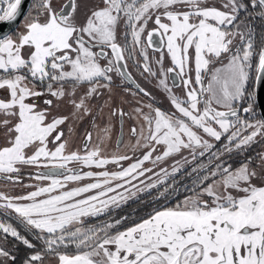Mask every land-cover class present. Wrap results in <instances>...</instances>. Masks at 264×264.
<instances>
[{
    "label": "snow or ice",
    "instance_id": "snow-or-ice-1",
    "mask_svg": "<svg viewBox=\"0 0 264 264\" xmlns=\"http://www.w3.org/2000/svg\"><path fill=\"white\" fill-rule=\"evenodd\" d=\"M21 3L0 0V22ZM256 17L264 0H34L23 31L0 37V186L31 189L0 191V264H16V242L33 250L23 264H264ZM126 116L127 151L108 152ZM86 120L96 135L73 150ZM145 201L146 215L123 212Z\"/></svg>",
    "mask_w": 264,
    "mask_h": 264
},
{
    "label": "rangeland",
    "instance_id": "rangeland-1",
    "mask_svg": "<svg viewBox=\"0 0 264 264\" xmlns=\"http://www.w3.org/2000/svg\"><path fill=\"white\" fill-rule=\"evenodd\" d=\"M34 3V1H33ZM33 3L31 5V9L29 10L32 11V7H33ZM28 12V13H29ZM27 13V14H28ZM27 16V15H26ZM25 19V18H24ZM24 19L23 21L21 22V24L19 25V27L17 28L16 30V34L18 32H21L23 31V24H24ZM254 27H255V32H256V38H257V41H259V38H260V35L262 32H264V22H262L259 17H256L254 19ZM263 25V26H262ZM150 27H154L153 25H149ZM150 29V28H149ZM13 35V34H12ZM149 53H151V49H149ZM158 55V54H157ZM167 61H165L166 63ZM167 64V63H166ZM139 74V72H138ZM140 76V74H139ZM142 78V76H141ZM169 84L171 85V82L169 81ZM143 85L145 86V88L149 89L153 95L156 97V102H161L163 104H166L168 103L164 93L158 89H156L155 87H153L152 84H149L148 82H146V80L144 79L143 80ZM179 92V91H178ZM120 95V94H119ZM115 97V96H114ZM103 99V98H102ZM147 99V98H145ZM159 102V103H160ZM130 106L127 104V109H129ZM60 113L62 114H66L65 110L63 108L59 109L58 110ZM105 112L107 113V109L105 110ZM105 121H107V116H105ZM105 121L103 123H105ZM88 124L89 122L86 120L84 122H81L77 125L76 129H75V133L73 134L72 138H71V141H70V146L73 150L79 148L82 146V137L84 135V132L87 130V131H91L93 132V135L95 137L96 135V131L94 130L93 127H88ZM65 131H67V129H65ZM116 129L114 127H112L111 125V133H110V139L108 140L107 142V145H106V148H107V151L108 152H113V151H127V145L129 143V136H128V130L126 129L125 130V140L123 143L120 144V146H116V133H115ZM78 133V135H77ZM78 136V139L75 137V136ZM260 151H264V146L260 149ZM108 167H114L112 165H109ZM87 170V169H86ZM24 183L25 184H37V183H41L39 181H35L31 178H29V176L27 175V173L25 174L24 176ZM43 183H47L46 181L43 182ZM31 189L29 188H24V189H21L19 187H15V188H6V187H3V186H0V191H6V192H9L11 194H20L21 192H27V191H30Z\"/></svg>",
    "mask_w": 264,
    "mask_h": 264
},
{
    "label": "flooded vegetation",
    "instance_id": "flooded-vegetation-1",
    "mask_svg": "<svg viewBox=\"0 0 264 264\" xmlns=\"http://www.w3.org/2000/svg\"><path fill=\"white\" fill-rule=\"evenodd\" d=\"M149 28H152V27H150V26H148ZM167 63V62H166ZM131 71H132V75H133V78L137 81V83H140L143 87H145L144 85H143V80H144V78L142 77L141 78V75L139 76V74H138V72L137 71H135V68L133 67L132 69H131ZM117 79H119V78H117ZM170 82H171V80H169ZM146 82H148V81H146ZM121 87H128V84L125 82ZM154 87V86H153ZM176 91L178 92L179 91V89H176ZM115 97H113V101H112V104H113V106H116V105H119L120 107H122L126 112L127 111H129L130 110V108L129 109H127V103H124V104H121V96H125L126 94L125 93H123L122 91H121V88H117L116 90H115ZM120 94V95H119ZM128 99L129 100H131V97L129 96L128 97ZM102 98H101V102H102ZM160 102V101H159ZM159 102H157V104L160 106V107H162V108H168L169 107V105H167V104H160ZM129 105V104H128ZM65 110V112H66V109H64ZM257 111V110H256ZM258 115V114H257ZM259 117V116H258ZM105 121V120H104ZM105 123H107V121H105ZM134 123H135V121L134 120H130L127 116L124 118V121H123V123H121L120 122V120L119 119H117V118H113V120H112V127H114L115 129H116V131H115V133H116V146H120V142L122 141V143L124 142V140H125V130L127 129L128 130V136H129V129L134 125ZM120 124H121V138H119V131H120V128H119V126H120ZM88 127H93V125L92 124H88ZM77 135H78V133H77ZM75 136L77 139H78V136ZM263 146H261V145H259V144H257V145H254L253 146V149H252V151H251V155H253V156H255V154H256V152L257 151H260V149L262 148ZM237 157V156H236ZM234 159V156L232 157V160ZM243 159V157L242 156H240V158L238 159V161H241ZM231 160V161H232ZM230 161V162H231ZM148 203V201H145L144 203H142V204H136V203H129V205H126L125 207H124V209H123V212L124 213H126V214H130V216H131V219L132 220H135V219H137V217L136 216H143V215H146L147 214V212H149V211H151L152 210V208H149V207H146V204ZM157 204H158V202H157ZM157 204H153V207H155V206H157ZM135 213H137V214H135ZM9 222L10 223H12L15 227H17L18 228V230L21 232V234L22 235H25L28 239H30V240H32L33 241V243H37V244H39L40 242H38V241H36L35 240V238L26 230V229H24V227L22 226V225H20L16 220H14V219H10L9 220ZM11 239V238H10ZM20 244L19 242H16V244ZM20 245H22V244H20ZM14 246H15V244L14 245H9L8 247H9V249H10V251L12 252L13 250H14ZM24 247V246H23ZM25 249H27L26 247H25ZM33 250H30V249H27V251H26V255H28V254H31V252H32Z\"/></svg>",
    "mask_w": 264,
    "mask_h": 264
},
{
    "label": "water",
    "instance_id": "water-1",
    "mask_svg": "<svg viewBox=\"0 0 264 264\" xmlns=\"http://www.w3.org/2000/svg\"><path fill=\"white\" fill-rule=\"evenodd\" d=\"M32 2H33V0H22L21 6H20L21 15L18 16L16 21H14V22H0V37H2L4 35H12L17 30V28L19 27V25L21 24V22L23 21V19L27 15V13L29 12L31 5H32ZM149 25H153V24L151 22H149ZM126 83L128 84V87L134 88V85H131L128 82H126ZM160 104H163V103H160ZM166 104L169 105L168 103H166ZM259 105L260 106L257 108V114H258V116L264 115V89H262L259 93ZM121 127L122 126L120 124V126H119V128H120L119 138H121Z\"/></svg>",
    "mask_w": 264,
    "mask_h": 264
},
{
    "label": "trees",
    "instance_id": "trees-1",
    "mask_svg": "<svg viewBox=\"0 0 264 264\" xmlns=\"http://www.w3.org/2000/svg\"><path fill=\"white\" fill-rule=\"evenodd\" d=\"M34 1V0H33ZM33 3V2H32ZM31 9V8H30ZM263 26V25H262ZM16 35V31L13 33V36ZM258 116V115H257ZM234 156V159L231 161V163L236 166L240 163V161H238V159L240 158V156H237L236 155H233ZM137 214V213H135ZM144 216V215H143ZM137 218L139 217L136 216ZM26 251L27 249H25V247H23V245H20V244H16L15 243V246H14V250L12 251V254L15 255L17 257V261H16V264H23V260L24 258L27 256L26 255ZM29 255V254H28Z\"/></svg>",
    "mask_w": 264,
    "mask_h": 264
},
{
    "label": "crops",
    "instance_id": "crops-1",
    "mask_svg": "<svg viewBox=\"0 0 264 264\" xmlns=\"http://www.w3.org/2000/svg\"><path fill=\"white\" fill-rule=\"evenodd\" d=\"M63 2H64V0H54V3H56L57 5H59V4L63 3Z\"/></svg>",
    "mask_w": 264,
    "mask_h": 264
}]
</instances>
